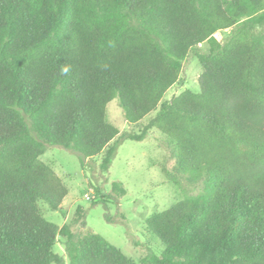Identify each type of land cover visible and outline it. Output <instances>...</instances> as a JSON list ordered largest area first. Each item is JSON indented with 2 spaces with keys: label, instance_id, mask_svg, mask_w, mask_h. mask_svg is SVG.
<instances>
[{
  "label": "trees",
  "instance_id": "trees-1",
  "mask_svg": "<svg viewBox=\"0 0 264 264\" xmlns=\"http://www.w3.org/2000/svg\"><path fill=\"white\" fill-rule=\"evenodd\" d=\"M190 52L198 92L162 102ZM114 99L132 131L107 122ZM153 129L201 190L145 219L160 256L135 263L43 217L40 202L58 211L68 193L47 148L81 164L104 153L106 172L120 141ZM58 236L67 264H264V0H0V264H64Z\"/></svg>",
  "mask_w": 264,
  "mask_h": 264
},
{
  "label": "rangeland",
  "instance_id": "rangeland-1",
  "mask_svg": "<svg viewBox=\"0 0 264 264\" xmlns=\"http://www.w3.org/2000/svg\"><path fill=\"white\" fill-rule=\"evenodd\" d=\"M227 35L228 32H217L214 37L223 42ZM198 50L206 52V45ZM200 73L197 58L190 52L182 62L178 82L164 94L162 102H168L185 90L198 92ZM147 119H143L141 125ZM106 120L120 133L132 131L117 99L107 104ZM141 125L133 130H139ZM103 155L81 164L76 154L58 147L47 148L40 160L61 179L68 193L58 211H52L40 202L43 217L59 228L69 225L74 235L89 229L135 263L146 254L160 256L163 246L146 231L145 219L166 210L184 196L200 193V188L190 184L185 176L176 174L174 146L156 129L150 130L143 141H120L106 172L100 171ZM113 182H120L126 191L117 200L111 194ZM77 207H82L84 217L72 224ZM64 243L65 238L58 236L53 252L62 256L67 264Z\"/></svg>",
  "mask_w": 264,
  "mask_h": 264
}]
</instances>
